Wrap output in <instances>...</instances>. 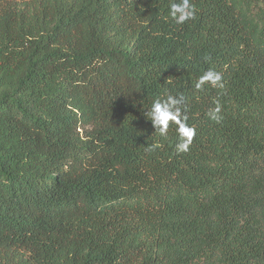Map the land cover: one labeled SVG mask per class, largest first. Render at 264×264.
Wrapping results in <instances>:
<instances>
[{
	"label": "trees",
	"instance_id": "trees-1",
	"mask_svg": "<svg viewBox=\"0 0 264 264\" xmlns=\"http://www.w3.org/2000/svg\"><path fill=\"white\" fill-rule=\"evenodd\" d=\"M172 2L0 0V264H264V0Z\"/></svg>",
	"mask_w": 264,
	"mask_h": 264
},
{
	"label": "clouds",
	"instance_id": "clouds-1",
	"mask_svg": "<svg viewBox=\"0 0 264 264\" xmlns=\"http://www.w3.org/2000/svg\"><path fill=\"white\" fill-rule=\"evenodd\" d=\"M169 17L177 24H183L186 20L194 17V9L190 4V0H180V2H172L169 7ZM213 87L223 88L221 73L209 69L203 72L196 81V89H201L205 84ZM215 108L210 110L209 116L212 120L219 122L222 117L219 115L221 105L219 101H215ZM178 104L176 96L169 95L166 99H156L152 102L149 117L152 125L159 130L161 135H166L169 123H174L177 128L178 143L176 148L180 152H187L192 142L193 137L196 135L194 127L188 125L186 110L182 107H174ZM149 151L152 149L149 148Z\"/></svg>",
	"mask_w": 264,
	"mask_h": 264
}]
</instances>
